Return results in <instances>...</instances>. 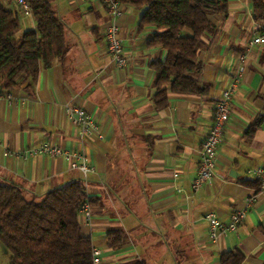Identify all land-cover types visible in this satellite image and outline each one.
Segmentation results:
<instances>
[{"label": "crops", "instance_id": "crops-1", "mask_svg": "<svg viewBox=\"0 0 264 264\" xmlns=\"http://www.w3.org/2000/svg\"><path fill=\"white\" fill-rule=\"evenodd\" d=\"M18 11L22 32L34 18ZM63 20L69 42L67 59L41 70L32 91L11 92L16 102L0 100V180L20 184L43 197L76 180L85 181L64 156L27 153L41 145L84 153L95 172L86 188L96 197L93 220L82 233L100 252V264H222L240 251L244 264H264V195L251 172L264 166V45L253 39L264 22L253 18L252 0H228V15L211 17L216 29L197 51L206 95L168 94L157 109L156 74L150 62L165 53L149 48L156 32L140 27L142 10L122 4L120 37L128 64L118 69L107 52L104 33L109 14L102 0H47ZM245 57V72L231 103V117L217 151L215 177L195 194L192 184L203 142L214 122L222 90ZM81 107L100 125L103 139L81 140L65 106ZM262 118L254 133L256 119ZM257 195L236 232L211 239L205 220L216 213L223 223ZM81 219V218H80ZM123 230L126 244L108 246V233Z\"/></svg>", "mask_w": 264, "mask_h": 264}, {"label": "trees", "instance_id": "trees-1", "mask_svg": "<svg viewBox=\"0 0 264 264\" xmlns=\"http://www.w3.org/2000/svg\"><path fill=\"white\" fill-rule=\"evenodd\" d=\"M28 1L36 27L22 32L20 13L0 0V91L21 90L27 81L24 91L32 94L41 70L63 63L68 56L67 29L53 5L47 0ZM119 1L143 11L140 27L156 29L148 47L165 53L164 59L149 65L156 74V108L168 105L169 93L206 95L208 88L197 80L202 71L197 51L203 37L216 29L211 17L228 15V0ZM252 4L254 20L264 22V0H252ZM261 121L256 119L249 134ZM87 200L95 207L99 199L88 194L83 180L43 197L27 193L20 184L0 180V243L10 254V264H93L92 241L82 233L79 216ZM107 238L114 251L127 241L123 230L110 232ZM244 262L240 251L221 257L222 264Z\"/></svg>", "mask_w": 264, "mask_h": 264}, {"label": "built area", "instance_id": "built-area-1", "mask_svg": "<svg viewBox=\"0 0 264 264\" xmlns=\"http://www.w3.org/2000/svg\"><path fill=\"white\" fill-rule=\"evenodd\" d=\"M15 3L22 15L27 18L33 17L31 5L28 0H11ZM109 14V23L104 33L107 52L110 55L112 62L118 69H124L128 60L124 52V46L120 37L119 21L122 18V3L119 0H102ZM253 44L256 46L264 45V33L256 36L253 39ZM245 57H240V66L230 76V80L226 87L222 90L219 100L214 110V122L207 134L202 149L200 152V165L196 178L192 184V192L195 194L204 185L211 184L215 177V169L217 163V151L221 138L224 133V128L231 117V103L233 96L237 92L241 80L243 78L245 68L243 66ZM0 100L8 102H16L17 99L8 91H0ZM65 113L71 123L79 129L81 140L86 138L103 139V134L99 123L84 109L77 106L66 105ZM29 156L34 155H50V156H64L69 161L71 168L80 172L84 178L86 186V179L88 175L95 172V169L88 163V159L84 153L73 154L70 152H62L56 146L48 144L41 145L37 149H32L27 153ZM259 187L257 195H264V166L255 169L251 172ZM257 195L249 197L245 201V206L234 212L231 215L228 223H223L216 213H210L205 220L209 223L211 239L216 242L220 236L226 235L229 232H236L239 225L244 221L247 213L253 207ZM79 216L84 226L91 224L93 220L92 206L87 200L79 210ZM93 264H100V252L93 248Z\"/></svg>", "mask_w": 264, "mask_h": 264}, {"label": "rangeland", "instance_id": "rangeland-1", "mask_svg": "<svg viewBox=\"0 0 264 264\" xmlns=\"http://www.w3.org/2000/svg\"><path fill=\"white\" fill-rule=\"evenodd\" d=\"M0 264H10V254L4 249L0 243Z\"/></svg>", "mask_w": 264, "mask_h": 264}]
</instances>
